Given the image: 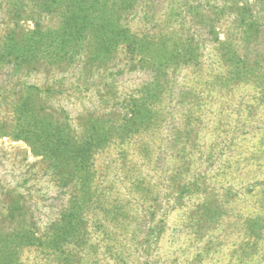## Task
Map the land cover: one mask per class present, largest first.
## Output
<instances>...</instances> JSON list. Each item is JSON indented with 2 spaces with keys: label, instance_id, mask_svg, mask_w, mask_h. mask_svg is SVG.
I'll use <instances>...</instances> for the list:
<instances>
[{
  "label": "rangeland",
  "instance_id": "rangeland-1",
  "mask_svg": "<svg viewBox=\"0 0 264 264\" xmlns=\"http://www.w3.org/2000/svg\"><path fill=\"white\" fill-rule=\"evenodd\" d=\"M109 3L111 39L126 44L102 64L0 70V236L17 225L56 234L76 205L81 238L62 237L58 250L21 244L17 263L264 264V0ZM38 13L33 0H0V45L9 29H33L27 15ZM40 20L58 26L59 17ZM136 39L141 55L128 51ZM24 85L39 87L27 113L14 109ZM134 102L148 114L94 154L85 199L61 188L23 138L40 115L74 135L100 117L121 123Z\"/></svg>",
  "mask_w": 264,
  "mask_h": 264
},
{
  "label": "trees",
  "instance_id": "trees-1",
  "mask_svg": "<svg viewBox=\"0 0 264 264\" xmlns=\"http://www.w3.org/2000/svg\"><path fill=\"white\" fill-rule=\"evenodd\" d=\"M33 1L43 13H38V16L27 15L35 24L33 29L14 27L8 30L7 36L0 45V70L2 71L7 70V73L11 75L23 74L26 77L37 69L45 68L46 64L51 67V71L53 68L65 71L68 67H72V64L77 65L78 63L84 67L86 65L95 66L105 62L117 44H126L125 39H122L115 45L116 35L111 39L112 30H116L117 27L111 19L114 9L110 10L109 0ZM14 6L21 8L22 4L14 3ZM43 15H57L59 17L58 26H43L40 20V16ZM158 41L162 46L164 41L157 39L153 42L156 44ZM143 43V40L140 42L136 39L127 46L128 51L141 55L139 49ZM160 55L161 57L164 55H158L160 62L161 60L164 62ZM142 60V63L146 61L145 58ZM147 86L148 84L145 88ZM38 88L36 85H24L23 92L20 90L23 94L20 97L22 102L18 101L14 109L17 110V107L23 113L33 111V105L28 97L34 93L33 90H38ZM54 88L55 86L51 85L43 93H51L52 96ZM130 110L131 112L124 114V120L121 123H110L109 118L100 117L94 123L90 120L88 124H82V128L86 127L83 131L82 128L80 131L75 130L74 135H71L70 125L66 122L64 127L61 126L60 120L51 112L50 116L40 115L39 118H34L35 127L28 132L29 137L23 138L33 148L35 155H40L46 162H49L50 167L55 170L54 174L61 180V188L72 184L85 199L88 194H91L89 191L91 176L93 177L94 154L110 142L114 136L113 133L119 132L118 135H121L120 132L127 130L126 126L134 129L136 123L134 119L138 118L139 111L143 113L146 111L147 114L149 111L136 102L131 105ZM66 130L70 133L68 134ZM13 137L16 140L23 139L20 132ZM78 209L76 205L64 209L60 217L61 223L59 221L55 224V226L58 225L56 234L52 232L47 234L46 238L38 237L32 229H23L18 225L11 228L9 232L3 233L0 236V264H18V248L21 244L29 246L37 244L38 241L51 242V245L58 250L62 237L81 238L84 232L77 220L83 210L80 209L81 211L78 212ZM8 210L11 215H18L16 205L10 206ZM247 226L249 229L252 228L251 223Z\"/></svg>",
  "mask_w": 264,
  "mask_h": 264
}]
</instances>
